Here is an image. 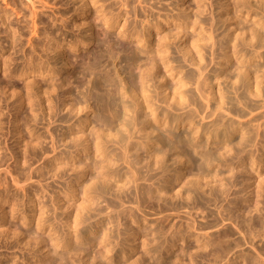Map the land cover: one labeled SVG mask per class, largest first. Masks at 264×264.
<instances>
[{"label":"bare ground","instance_id":"6f19581e","mask_svg":"<svg viewBox=\"0 0 264 264\" xmlns=\"http://www.w3.org/2000/svg\"><path fill=\"white\" fill-rule=\"evenodd\" d=\"M0 1V264H264V0Z\"/></svg>","mask_w":264,"mask_h":264},{"label":"rangeland","instance_id":"374dc122","mask_svg":"<svg viewBox=\"0 0 264 264\" xmlns=\"http://www.w3.org/2000/svg\"><path fill=\"white\" fill-rule=\"evenodd\" d=\"M9 1H11V0H7V2H9ZM110 1H114V0H110ZM109 1V2H110ZM116 2V1H115ZM0 5L1 6H3V4H2V2L0 1ZM71 7H72V5H70L68 8H70L71 9ZM76 7V6H75ZM118 5L117 6H114V8H116L115 9V12H117L118 11ZM7 8H11L10 6H8ZM60 7L59 6H56V9H59ZM127 10H130V8H127ZM72 11V10H71ZM70 11V13L69 14H67V16H69L72 12ZM51 12H52V10H47V13L49 14V15H52L51 14ZM131 15V14H130ZM129 15V16H130ZM54 16H55V13H54ZM58 16V15H57ZM56 16V17H57ZM88 16V15H87ZM17 17H20V16H17ZM12 19L15 21V15H13L12 16ZM68 23H70L69 22V20H68ZM23 25H25V24H23V23H21V26H23ZM70 25V24H69ZM23 34L25 35L26 34V29H24L23 30ZM114 34V36H115V31L113 32ZM117 34V33H116ZM156 39V38H155ZM2 41H3V39H2ZM64 70H61V72H60V79L57 81V83H59V81L61 80V76L63 77V74H64ZM3 78L2 77H0V80H2ZM12 84L14 85V86H16V87H18L19 89L21 88H23L24 86H22L23 84H22V82L20 81H18V80H16V79H13L12 81ZM40 85H42L43 86V88H45L47 85L45 84V82H41V84ZM24 89V88H23ZM23 92H24V90H22ZM52 95L54 96L55 95V93H52ZM4 106H5V104H3ZM30 112H29V109L27 108V106H25L20 112H19V118L20 119H24L25 118V116H27V117H30V114H29ZM59 115H56L53 119H52V121H50V122H48L47 120H41V121H39L35 126H34V124H33V127L35 128V131H37L38 133H43V135H45V137H46V140H45V142H44V144H43V146H45L46 148H47V150L49 151L50 150V146H51V144H50V138H49V135L48 134H50V133H53V135L55 136V137H57L58 138V134H60L61 133V131L62 130H66V126H67V124L66 123H64L63 122V124H62V122L59 120V118H61V117H66L67 116V114H66V111H61V112H59L58 113ZM64 115V116H63ZM9 116V117H8ZM10 118H11V116L10 115H5L4 117H3V133L5 134L6 133V135H5V139H3L4 141L6 140V142H5V144H4V146H6V147H9V148H11L12 146H13V139H10L11 137H10V135H9V127H10V123H9V120H10ZM54 120V121H53ZM73 120V119H72ZM74 121V120H73ZM5 122V123H4ZM48 122V123H47ZM53 122V123H52ZM61 122V123H60ZM9 123V124H8ZM60 123V124H59ZM20 124H21V122H20ZM31 124V123H30ZM49 126H48V125ZM5 125V126H4ZM38 126V127H37ZM32 127V124H31V128H33ZM58 127H59V129H58ZM45 128H47V129H45ZM62 128V129H61ZM49 129V130H48ZM56 130V132H55V130ZM6 130V131H5ZM53 130V131H52ZM59 130H60V133H59ZM49 131V132H48ZM57 135V136H56ZM49 139V140H48ZM48 144V145H47ZM63 148L61 147L60 149H58V150H62ZM51 155H53V154H49V156H51ZM43 159H44V157H42ZM43 159H41V160H39V163L37 162V163H35V165L33 164V168H35V167H37V166H39L40 164H42V162H43ZM5 168V167H4ZM3 168V169H4ZM32 168V169H33ZM72 173V172H71ZM71 173H68V174H71ZM6 176V175H5ZM7 178H8V175L6 176ZM9 179V178H8ZM84 180H86V178L84 179ZM35 181V179H33V181L31 180L30 182H27V184H31L32 185V188L34 189H37V186H36V183L34 182ZM33 182L35 183V184H33ZM46 182L50 185V188L49 189H56V187H58L59 186V182L56 180V178H54V179H51V178H47V180H46ZM58 183V184H57ZM58 185V186H57ZM52 186V187H51ZM58 189V188H57ZM44 201H48V198H47V196L43 199ZM48 204L47 205H49L50 204V202H47ZM51 208L49 207V210H50ZM59 212V211H58ZM57 212V213H58ZM184 212H186L185 210H183V212L181 211V212H179V214H176L175 215V213L173 214L174 216L172 217V222L173 223H175V222H177L178 224H180L179 222L180 221H182V222H184L185 220H186V218H185V216L186 215H184L185 213ZM198 212V213H197ZM195 213V214H194ZM192 215H193V217H195L196 219H197V221L199 222V223H201L200 221H202L203 220V218H201V213L198 211V210H194V211H192ZM202 217H203V215H202ZM154 216H151V215H149L148 216V219H147V221H148V224H151V223H155L154 222ZM205 221V220H204ZM204 221H202V222H204ZM176 223V224H177ZM207 232H209V230H207ZM43 236V238H45V239H47V233H45V234H43L42 235ZM3 242V243H2ZM19 250V251H18ZM93 250L95 251V249L93 248ZM92 251V250H91ZM143 250H142V248H138L137 250H135V251H133L132 253H130V259H129V261L128 262H130V263H132L131 261L132 260H134L135 258H138L139 256H141L142 255V252ZM25 250L23 251V250H21V246L20 247H15V248H13V249H6L5 247H4V241H2L1 239H0V255L1 256H7V259H11V258H14V256L16 257V258H21L25 253ZM24 253V254H23ZM41 253V252H40ZM94 253V252H93ZM92 253V254H93ZM22 255V256H21ZM32 261L33 260H30V262L32 263Z\"/></svg>","mask_w":264,"mask_h":264}]
</instances>
